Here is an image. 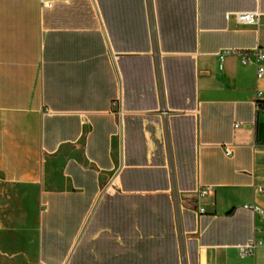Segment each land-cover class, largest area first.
<instances>
[{"label": "crops", "instance_id": "0c3cea01", "mask_svg": "<svg viewBox=\"0 0 264 264\" xmlns=\"http://www.w3.org/2000/svg\"><path fill=\"white\" fill-rule=\"evenodd\" d=\"M49 1L0 0V256L264 264V77L218 57L264 0Z\"/></svg>", "mask_w": 264, "mask_h": 264}, {"label": "built area", "instance_id": "2783aa9c", "mask_svg": "<svg viewBox=\"0 0 264 264\" xmlns=\"http://www.w3.org/2000/svg\"><path fill=\"white\" fill-rule=\"evenodd\" d=\"M40 1L42 4V7H45V8L52 7L51 1L49 0H40ZM236 19L241 24L259 25L260 14L258 12L238 13L236 14ZM252 54L256 57L257 78L261 79L264 77V51L260 47L257 46L251 52H247L245 54H241L236 49H231V48L223 49L220 52H218V57L220 60H223L225 57H228V56H238V57H241L243 63H249L251 61L250 59H251ZM256 99L257 100L255 102V106L257 107V109L264 110V107L262 108V102H264V92L258 90L256 92ZM225 153L228 157L232 156V150L230 148H226ZM257 191L260 194H264V187L263 186L257 187ZM211 192H212V188L207 187L202 190L201 194L203 196H209ZM243 208L245 210H249L253 212L254 214L264 216V210L256 204H252V205L247 204V205H244ZM199 211L201 213H204L203 209H200ZM262 245H263L262 241L253 239L247 245L239 248L240 254L241 256L250 255L257 247H260Z\"/></svg>", "mask_w": 264, "mask_h": 264}, {"label": "rangeland", "instance_id": "374dc122", "mask_svg": "<svg viewBox=\"0 0 264 264\" xmlns=\"http://www.w3.org/2000/svg\"><path fill=\"white\" fill-rule=\"evenodd\" d=\"M0 264H19L15 262L14 260H9L6 256H0Z\"/></svg>", "mask_w": 264, "mask_h": 264}]
</instances>
